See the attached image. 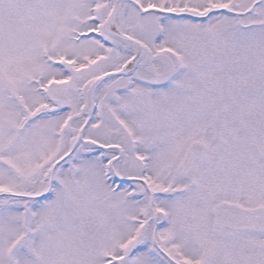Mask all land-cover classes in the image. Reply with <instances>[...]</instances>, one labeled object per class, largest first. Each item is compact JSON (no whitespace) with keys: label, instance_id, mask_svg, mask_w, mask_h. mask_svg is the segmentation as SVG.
I'll return each mask as SVG.
<instances>
[{"label":"snow or ice","instance_id":"1","mask_svg":"<svg viewBox=\"0 0 264 264\" xmlns=\"http://www.w3.org/2000/svg\"><path fill=\"white\" fill-rule=\"evenodd\" d=\"M0 264H264V0H0Z\"/></svg>","mask_w":264,"mask_h":264}]
</instances>
